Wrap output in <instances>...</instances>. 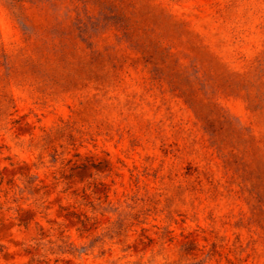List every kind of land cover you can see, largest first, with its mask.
I'll return each mask as SVG.
<instances>
[{
    "label": "rangeland",
    "instance_id": "1",
    "mask_svg": "<svg viewBox=\"0 0 264 264\" xmlns=\"http://www.w3.org/2000/svg\"><path fill=\"white\" fill-rule=\"evenodd\" d=\"M0 264H264V0H0Z\"/></svg>",
    "mask_w": 264,
    "mask_h": 264
}]
</instances>
